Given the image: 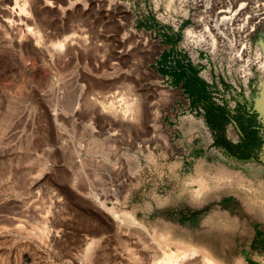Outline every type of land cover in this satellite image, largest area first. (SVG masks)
<instances>
[{
  "label": "rangeland",
  "instance_id": "obj_1",
  "mask_svg": "<svg viewBox=\"0 0 264 264\" xmlns=\"http://www.w3.org/2000/svg\"><path fill=\"white\" fill-rule=\"evenodd\" d=\"M183 9L0 0V264H264V71L196 63Z\"/></svg>",
  "mask_w": 264,
  "mask_h": 264
},
{
  "label": "bare ground",
  "instance_id": "obj_2",
  "mask_svg": "<svg viewBox=\"0 0 264 264\" xmlns=\"http://www.w3.org/2000/svg\"><path fill=\"white\" fill-rule=\"evenodd\" d=\"M180 1L186 9H183L185 10L183 14L186 13V19L194 23L186 33L184 48L191 53L196 63H207L211 67L214 66L216 70L222 73L226 80L232 81L234 84L237 82L248 83L252 76H255L253 71L256 69L264 71V55L253 44V38L256 33L264 28V0ZM203 57L205 58L204 61ZM101 103L103 105L102 111H109L116 115L120 114L121 110L118 109L119 107L115 102ZM125 108L127 109L128 105H125ZM128 113L129 111L125 110L123 115L129 116L130 113L129 115ZM108 210L112 211V209ZM115 216L117 217L118 215ZM131 219H129L130 222L132 221ZM132 224L135 225L134 223ZM181 251L183 250L180 248L178 253ZM191 254L193 253L186 251L181 252L179 255H165L164 260H162L163 262L157 263L180 264ZM209 264L217 263L212 260Z\"/></svg>",
  "mask_w": 264,
  "mask_h": 264
},
{
  "label": "water",
  "instance_id": "obj_3",
  "mask_svg": "<svg viewBox=\"0 0 264 264\" xmlns=\"http://www.w3.org/2000/svg\"><path fill=\"white\" fill-rule=\"evenodd\" d=\"M264 103V102H263ZM264 105V104H263Z\"/></svg>",
  "mask_w": 264,
  "mask_h": 264
}]
</instances>
